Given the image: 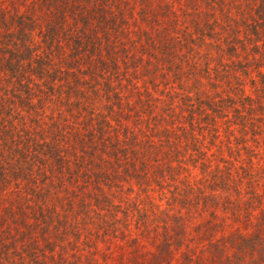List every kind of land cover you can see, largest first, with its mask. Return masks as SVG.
Instances as JSON below:
<instances>
[{"label":"trees","instance_id":"obj_1","mask_svg":"<svg viewBox=\"0 0 264 264\" xmlns=\"http://www.w3.org/2000/svg\"><path fill=\"white\" fill-rule=\"evenodd\" d=\"M0 264H264V0H0Z\"/></svg>","mask_w":264,"mask_h":264}]
</instances>
